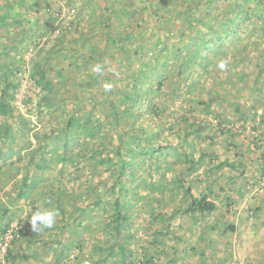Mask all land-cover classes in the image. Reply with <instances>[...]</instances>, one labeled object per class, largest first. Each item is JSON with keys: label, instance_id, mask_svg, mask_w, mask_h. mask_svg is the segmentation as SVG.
Instances as JSON below:
<instances>
[{"label": "trees", "instance_id": "trees-1", "mask_svg": "<svg viewBox=\"0 0 264 264\" xmlns=\"http://www.w3.org/2000/svg\"><path fill=\"white\" fill-rule=\"evenodd\" d=\"M42 1L0 0V186L8 188L3 192L6 198L0 196V264H20L29 258L23 246L32 241L30 216L36 206L58 209L67 227L70 221L65 206L69 202L74 204L70 212L74 220L102 216L113 237L107 247L96 242L92 252H99L97 258L88 255L82 264H157L160 246L167 248L163 251L171 256L170 264H183L180 256H187L190 250L205 262L204 249H186V235L190 233L184 238L176 232L172 235L183 241L180 249L157 237L166 230L156 231L151 241L157 246L148 247L138 260L131 246L134 235L129 228L133 217L130 208L143 197L163 203V193L171 192L176 199L180 190L187 204L176 208L174 214L197 219L217 209L209 194L195 195V182L186 174L198 172L197 179L207 181L212 194L221 177L218 172L225 166L241 164L237 159L225 160L206 168V159L210 163L218 157L211 150L216 137L232 129L223 126L230 122L223 113L211 125L210 114L213 107L225 102L233 108L236 119L245 124L263 101L264 88L254 80L250 86L253 108L246 114L242 102L234 99L242 90H233V75L232 80H225L232 86L217 87L222 75L217 63L235 59L237 68L243 62L256 66L255 60L245 56L244 47L233 54L230 50L235 47L234 38L250 25L264 31V0H143L146 8L131 9L123 1L124 6H107L102 13L93 8V0L85 8L80 6L85 5L81 0H74L71 20L58 22L59 37L52 50L41 48L29 60V78L39 88L35 110L44 119L42 127L36 129L30 115L21 111L15 100L22 86L20 74L26 72V51L52 32L50 25L56 19L44 5L46 14L42 8V4L49 7L51 2ZM34 11L37 14L33 16ZM111 13L116 14L118 24L112 22ZM45 18L48 24L42 27ZM24 22L35 27L22 29ZM101 35L103 44L96 41ZM67 39L74 44L69 46ZM59 50L69 51L68 71L52 64V51ZM81 50L85 55L78 54ZM97 64L102 67L100 73L93 70ZM53 70L56 78L51 76ZM229 72L239 78V70ZM105 83L112 85L110 91L105 90ZM194 101L204 112L201 118L172 109L181 103L192 110ZM262 122H255L253 129L259 130ZM214 127L220 135L213 133ZM173 135L177 140L171 138ZM229 143L239 147L233 141ZM236 155L241 153L237 151ZM179 162L182 166L176 170ZM66 165L71 168L68 180ZM54 168L60 177L54 175ZM171 170L176 173L168 180ZM156 174L160 180L154 178ZM144 185L156 196H144ZM79 195L84 197L81 203L75 201ZM213 197L218 198L216 194ZM26 206L32 207L25 213L29 215L26 226L17 221L13 227L15 217ZM164 220L168 228L170 222ZM228 228L235 230L233 225ZM9 232L12 239L3 252ZM80 233L77 225L75 234ZM200 239L208 238L202 233ZM53 260L51 264H58L62 259L54 255Z\"/></svg>", "mask_w": 264, "mask_h": 264}, {"label": "rangeland", "instance_id": "rangeland-1", "mask_svg": "<svg viewBox=\"0 0 264 264\" xmlns=\"http://www.w3.org/2000/svg\"><path fill=\"white\" fill-rule=\"evenodd\" d=\"M45 1L47 0H43L42 2L44 3ZM49 1L51 2L49 7L46 6L45 3L42 4V6L44 5L49 13L51 12L56 16V19L50 25L52 32H49L48 35H45L42 39L37 40L36 43L30 46L31 49L26 51V63L24 66L26 72L23 71L20 74L22 86L17 93V100H15L20 110L30 115L31 122L36 126V129L42 127L44 119L38 117L35 110V100L38 97L39 88L35 87L34 83L29 78V60L41 48H45L46 51L52 50L56 39L59 37L56 31L58 29V22L61 20L69 22L73 9L71 6H75L74 0H69L72 1L70 3H68L67 0ZM85 1L86 3H84ZM88 1L89 0H81L86 6H80L82 8L87 7ZM123 1L126 7L128 6V9L133 7L146 8L145 6L147 5V0H93L92 6L94 9H97L98 12L102 13L106 12L107 6L117 8L118 3L122 4ZM124 4L122 5L124 6ZM44 6L42 8H44ZM45 8L44 13L46 14ZM93 13L94 12H91L92 16ZM36 14V11L32 13L33 16ZM110 15L112 17V22L118 24L119 21L115 17L116 14L111 13ZM45 22L48 24L46 18L43 19V23L41 24L42 27L45 25ZM121 22L124 23V20H121ZM34 27V23L24 22L22 29H31ZM101 37L102 35L97 36L96 41L98 42L101 40ZM234 39L235 47H232L230 52L233 54L237 48L244 47L245 56L249 60H255L256 63L253 64L256 66L253 67V65H249L247 62L242 61V65L237 68V60L232 59L233 61L228 63L229 68L227 67V70L220 71L222 75H220L221 78L219 79L217 87L220 88L222 85L226 87L232 86L228 85L229 83H226L227 81L225 80H232L231 76L233 75L236 81L233 90L237 92L242 90L238 92L234 99H238L239 102H242V105L246 109V114H250L253 108L250 107V98L252 96L250 86L254 80H258L259 86L264 88V31H257L253 29V25H250L246 32L245 29L240 31L239 35ZM68 40L69 39H67L66 42H68L69 46H72L74 44L73 41L70 42V40ZM102 40L99 43L103 44ZM78 54L80 56L85 55L82 50L79 51ZM69 60L70 54L68 50H59L58 52L52 51V64L56 66V69L62 68L67 71L70 70ZM79 61H81V59ZM229 70L233 73L239 70L240 73H238L237 76H239L241 80H238L239 78L236 79V73L232 74ZM88 73L92 72L88 71ZM51 76L56 78L54 70L53 72L51 71ZM245 80L246 82L244 83ZM197 92H199V90L193 91V93ZM223 92L224 94L228 93L226 91ZM79 97H82V95ZM262 100V102L259 101L257 109H254V112L252 111V117L248 118L245 124L236 119L237 116L233 114V108L225 102L223 105L219 104L213 107L214 112L210 114L211 125L214 126L218 114L223 113L224 116L230 120V122L226 121V123H223V126L231 127L232 129L231 133L216 137L217 141L212 144L211 150L215 151L218 157L215 162L210 163L209 160L206 159L205 162L208 161L206 168L225 160L232 161L237 159L241 161L239 166H225L218 172L221 174V177L218 178L216 185L213 186L214 193L212 194L210 190L207 189V181H200L197 179V176H199L197 175L198 172L192 175L186 174V178L195 182L193 184V191L196 196L209 194V199L215 200L217 204V209L215 211L206 213L204 216L200 215L197 219H190V217L182 213L174 214L173 211H175L176 208H184L187 204V200L182 195L183 191L180 190L177 192L176 199L170 194L171 192L167 195L163 193L162 197L165 198V202L163 203L153 202L151 201L152 199L146 197L134 202V205L130 208L133 217L131 218L132 225L129 228L130 233L134 235V238L131 240V246L136 255H138V260H141L146 249L148 250L152 246H157V244L153 245L151 241L152 238L156 236V231L166 230V234L159 233L157 235L158 238L165 240L166 244L170 246L176 244L180 246L179 248L181 249L183 241L177 238L174 239L172 235L176 232L179 234V237L184 238L185 234L188 232L191 235H186L188 237L186 249L195 246L199 250H205V262H201L199 254L190 250V253L186 254L187 256H180L181 263L183 264H264V121H261L264 118V98ZM194 106L195 108L191 110L189 107L184 108L180 103L176 104L172 109L176 111L181 110L180 112H184L190 116L197 115L200 118L203 117L204 112L196 107L195 101ZM29 110H31L30 114ZM171 112L173 113L172 110ZM171 117L172 116H169V118ZM258 121L262 122V124L260 123L261 127L259 130H255L253 129V124ZM212 131L219 135L221 132L215 127ZM171 138L177 140L178 137L173 135ZM231 141L238 144L239 147L235 148L234 145L229 143ZM237 151L241 153V156L236 155ZM172 158L171 156V159ZM180 166H182L181 162L176 165V170H179ZM54 170V175L59 174L60 177V172L55 168ZM70 170L71 168L66 165V180L69 179ZM174 173H176V171L171 170V174L167 176L168 180L171 179L170 177L174 176ZM154 178L160 180L159 174H156ZM72 184L73 182H71V185ZM169 187L171 191L174 190L171 185H169ZM72 188L74 189L76 187L72 186ZM222 188L225 189L222 190ZM229 188L232 190H229ZM6 189L8 188L2 185L0 186V196H3V198H6V195L3 194ZM142 194L144 196H149V198L150 196H156L150 191L147 185L142 186ZM213 194H216L218 198L213 197ZM83 198L82 195H79L78 199L75 201L81 203ZM73 206L74 204H72V202H69L65 206L66 217L70 221L67 223V227H65L64 221H61V216L59 215L54 230L53 228L45 229L38 234H27L31 237L33 236L32 241L23 246L29 258L23 260L20 264H50V261H55L53 260L54 255L61 256L62 260H60L58 264H82L85 262V258L88 255H93V258H97L99 252H92V247L96 242H99L100 246L103 245L106 247L110 244L113 237H110L108 234L105 224L106 220L98 215H93V217L90 216L89 218L82 216V218L74 220V218L70 216ZM28 208L29 206H26L23 208L22 212H19L18 217H15L12 225L17 226V221H20L26 226V218L24 217L25 213L28 212ZM84 214L86 213L83 212V215ZM164 219L170 222L168 228ZM77 225H79V229L81 230L80 234H75ZM230 225L235 227L234 231L228 228ZM62 226L64 229H61ZM202 233L208 238L206 241L200 239ZM6 239V242L2 246L3 252L5 249L7 250L12 237L7 236ZM162 247L163 246L159 247L160 250L157 249L159 251L157 253V264H170L169 260L171 256H167V253H164L167 248L165 250V248L163 249ZM115 249H117V247H115ZM34 252L37 254L36 256L33 255ZM174 257L178 258V255H174Z\"/></svg>", "mask_w": 264, "mask_h": 264}, {"label": "clouds", "instance_id": "clouds-1", "mask_svg": "<svg viewBox=\"0 0 264 264\" xmlns=\"http://www.w3.org/2000/svg\"><path fill=\"white\" fill-rule=\"evenodd\" d=\"M228 67V61L227 60H220L217 63V68L220 71L227 70ZM95 72L100 73L102 72V67L97 64L94 66L93 69ZM104 88L106 91H110L112 88V85L110 83H105ZM37 210L33 212L30 216V226L33 233H40L44 231L45 229H52L55 227L57 218L59 216V210L53 207H42V206H36ZM32 210V207L28 208V212L30 213ZM29 215L25 216L24 218H28Z\"/></svg>", "mask_w": 264, "mask_h": 264}, {"label": "built area", "instance_id": "built-area-1", "mask_svg": "<svg viewBox=\"0 0 264 264\" xmlns=\"http://www.w3.org/2000/svg\"><path fill=\"white\" fill-rule=\"evenodd\" d=\"M57 32H58V34H59V29H57L56 30ZM13 227L15 226V225H12ZM7 236H10L11 237V234H10V232L6 235V238H7ZM5 249V248H4ZM6 250V249H5ZM5 250H4V252H5ZM3 264H6L4 261H3Z\"/></svg>", "mask_w": 264, "mask_h": 264}, {"label": "crops", "instance_id": "crops-1", "mask_svg": "<svg viewBox=\"0 0 264 264\" xmlns=\"http://www.w3.org/2000/svg\"><path fill=\"white\" fill-rule=\"evenodd\" d=\"M35 253V252H34ZM34 255V254H33ZM26 259V258H25ZM25 259H23V260H25ZM23 260L21 261V262H23ZM51 260H52V258H51ZM50 264H51V261L49 262Z\"/></svg>", "mask_w": 264, "mask_h": 264}]
</instances>
